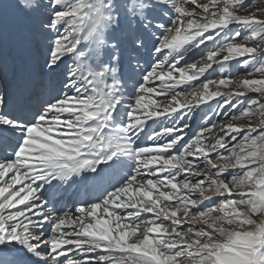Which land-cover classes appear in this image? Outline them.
<instances>
[{
    "label": "snow or ice",
    "instance_id": "snow-or-ice-1",
    "mask_svg": "<svg viewBox=\"0 0 264 264\" xmlns=\"http://www.w3.org/2000/svg\"><path fill=\"white\" fill-rule=\"evenodd\" d=\"M0 264H264V0H0Z\"/></svg>",
    "mask_w": 264,
    "mask_h": 264
}]
</instances>
